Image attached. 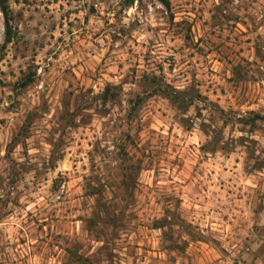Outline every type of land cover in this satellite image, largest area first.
I'll use <instances>...</instances> for the list:
<instances>
[{
	"label": "rangeland",
	"instance_id": "rangeland-1",
	"mask_svg": "<svg viewBox=\"0 0 264 264\" xmlns=\"http://www.w3.org/2000/svg\"><path fill=\"white\" fill-rule=\"evenodd\" d=\"M7 0L0 264H264V0Z\"/></svg>",
	"mask_w": 264,
	"mask_h": 264
},
{
	"label": "trees",
	"instance_id": "trees-1",
	"mask_svg": "<svg viewBox=\"0 0 264 264\" xmlns=\"http://www.w3.org/2000/svg\"><path fill=\"white\" fill-rule=\"evenodd\" d=\"M159 1L166 7V9L170 8V4L168 0H159ZM0 11L4 19V42L2 46L4 47L7 43H10L13 39L12 25L10 23L11 11L7 3V0H0Z\"/></svg>",
	"mask_w": 264,
	"mask_h": 264
}]
</instances>
